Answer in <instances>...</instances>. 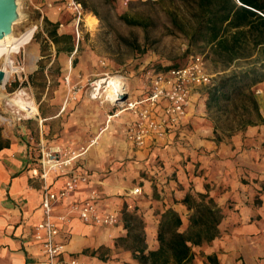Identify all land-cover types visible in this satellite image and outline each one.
I'll return each mask as SVG.
<instances>
[{"label": "crops", "instance_id": "crops-1", "mask_svg": "<svg viewBox=\"0 0 264 264\" xmlns=\"http://www.w3.org/2000/svg\"><path fill=\"white\" fill-rule=\"evenodd\" d=\"M149 78L153 81L154 74L148 72L150 82ZM152 81L129 98L137 102L147 98ZM205 94L192 89L185 120L164 138L152 136L140 147L127 140L138 114L116 109L112 103L94 109L92 101L71 107L74 117L62 124L60 132L49 133L46 122L63 114L45 117L37 144L40 151L41 146L83 149L69 167L51 171L46 181L31 175L39 159L26 135L9 137L10 147L0 151V264H50L33 239L34 227L44 218V187L60 190L74 169L86 173L90 181L57 203L54 217L96 190L100 212L118 214L120 222L102 227L75 218L69 225L59 224V241L66 252L56 264H70L71 259L83 264H142L132 247L138 232L126 228L123 210L132 205L143 220L149 254L159 249L160 221L168 209L178 212L186 224L191 212L182 199L188 193L209 194L225 215L220 236L193 247V264H264V125L217 143L205 117ZM164 105L153 107L152 117L157 118ZM149 107L141 104L138 109ZM135 188L142 190L140 196L131 195Z\"/></svg>", "mask_w": 264, "mask_h": 264}, {"label": "rangeland", "instance_id": "rangeland-1", "mask_svg": "<svg viewBox=\"0 0 264 264\" xmlns=\"http://www.w3.org/2000/svg\"><path fill=\"white\" fill-rule=\"evenodd\" d=\"M51 1H54L53 7H47L43 0H18L19 18L13 32L20 36L34 29L33 39L22 49V53L13 58L15 67L22 71L12 74L3 89L0 83V91L7 96L4 99L0 97L1 134L7 140L26 135L23 137L28 138L38 159L41 155L37 144L41 143L42 119L63 114L46 122L49 133L60 132L62 124L74 117V112L69 111L71 107L75 109L92 101L90 105L94 109L96 105L110 103L106 101L105 85L100 94L95 91L96 83L102 79L123 78L130 97L140 93L144 83L150 85L152 79L148 81V72L151 75L155 73L150 70L152 67H160L166 72L169 66L184 67L199 56L204 58V68L212 76V84L224 75L223 68L213 62L208 48L190 46L186 36L174 26L173 15H179L182 20L186 11L182 0H139L128 8L122 7L118 0H85L87 8L82 5L84 17L78 26L69 11L58 8L67 0ZM88 16L98 20L94 29L87 24ZM45 18L59 23L60 33L74 36V53L57 54L47 34H39L43 31ZM133 21L140 24L135 25ZM209 88H195L198 92L205 91V105ZM253 91L264 117V83L254 87ZM18 94L25 102L38 108L36 116H28L11 102ZM115 107L121 109L120 106ZM229 111L216 113L206 108L205 117L215 140L219 137L224 141L240 133L234 132L238 127L232 125L248 119V116H242V109L236 110L231 106ZM79 152L83 149L76 153ZM124 211L136 212L128 207ZM189 218L183 230L187 228Z\"/></svg>", "mask_w": 264, "mask_h": 264}, {"label": "trees", "instance_id": "trees-1", "mask_svg": "<svg viewBox=\"0 0 264 264\" xmlns=\"http://www.w3.org/2000/svg\"><path fill=\"white\" fill-rule=\"evenodd\" d=\"M77 1L87 8L85 0ZM182 1L186 11L182 20L179 15H173L174 26L186 36L190 46L208 48L213 62L223 68L224 75L207 91V110L229 113L231 106L236 110L242 109V116H248V119L234 122L232 126L238 128L232 132L264 125V117L253 91L254 87L264 83V0ZM59 26V23L45 18L43 31L39 34H47L57 54L70 55L76 50L75 38L70 33H60ZM234 67L240 69L226 73ZM178 68L173 65L166 71ZM150 70L163 72L160 67ZM215 141L218 143L222 139L218 137ZM10 144L0 131V151L9 148ZM182 203L191 212L187 228L183 230L181 215L174 209H168L160 221L159 249L149 254L145 253L143 220L136 215L137 211L134 214L124 211L126 228L138 232L132 247L142 264H193V247L210 243L220 236L219 226L225 215L209 194L188 193ZM209 260L213 261L212 257Z\"/></svg>", "mask_w": 264, "mask_h": 264}, {"label": "built area", "instance_id": "built-area-1", "mask_svg": "<svg viewBox=\"0 0 264 264\" xmlns=\"http://www.w3.org/2000/svg\"><path fill=\"white\" fill-rule=\"evenodd\" d=\"M47 7H53L54 1L43 0ZM120 5L128 8L139 0H118ZM58 7L60 11L67 10L76 21L77 26L83 21L84 8L77 0H67ZM170 75V77L165 76ZM150 95L144 100L137 102L129 98L120 105L124 110L135 111L138 114L136 125L127 133V140L136 147L143 146L145 141L152 136L164 138L167 131L181 124L188 116L191 107L190 92L192 89L201 86L212 87V76L206 73L204 68V58L196 57L192 62L184 67L171 71L155 72ZM125 94V93H122ZM161 103V113L157 118L152 117L151 109L156 108ZM148 104L149 108L138 109L139 105ZM80 154L70 149L59 146H41V155L38 166L30 169L33 178H41L46 181L51 171H57L69 167L72 162L79 158ZM90 177L76 169L69 173L64 185L58 191H51L47 185L44 187L42 199V210L44 218L36 224L33 231V239L39 245L41 252L48 259L50 264L59 262L61 256L65 254V244L59 241L61 229L59 224L69 225L73 219L78 218L84 223L102 227L116 226L120 222L118 214H103L98 208L99 193L96 190L90 191L88 198L77 204L70 205L67 212L54 217L55 205L64 201L75 193L78 188L87 184ZM142 194L140 188L132 190L131 195L136 197ZM128 209H133L128 205ZM70 264H83L77 259H71Z\"/></svg>", "mask_w": 264, "mask_h": 264}, {"label": "bare ground", "instance_id": "bare-ground-1", "mask_svg": "<svg viewBox=\"0 0 264 264\" xmlns=\"http://www.w3.org/2000/svg\"><path fill=\"white\" fill-rule=\"evenodd\" d=\"M98 20L94 16H88L87 24L94 29L97 26ZM34 34V29L27 31L25 34L16 36L14 32L5 36L0 40V70L4 71L5 79L2 82L3 85L7 82L9 77L14 74L22 71V69L16 68L14 65L13 58L15 55L22 53V49L32 43ZM105 85L106 101L115 104L117 96L122 93H127V83L121 77H107L96 83V90L98 94ZM18 94L15 98L11 99V102L16 105L20 110L25 112L28 116H36L38 114V108L32 103L25 102ZM0 97L2 99L7 98V96L0 91ZM97 96L94 97L96 99Z\"/></svg>", "mask_w": 264, "mask_h": 264}, {"label": "water", "instance_id": "water-1", "mask_svg": "<svg viewBox=\"0 0 264 264\" xmlns=\"http://www.w3.org/2000/svg\"><path fill=\"white\" fill-rule=\"evenodd\" d=\"M19 18L18 0H0V40L13 32V26ZM5 79L4 71L0 70V83ZM128 99L127 94L117 96V103L122 105Z\"/></svg>", "mask_w": 264, "mask_h": 264}]
</instances>
